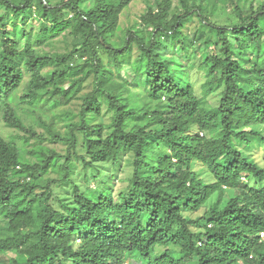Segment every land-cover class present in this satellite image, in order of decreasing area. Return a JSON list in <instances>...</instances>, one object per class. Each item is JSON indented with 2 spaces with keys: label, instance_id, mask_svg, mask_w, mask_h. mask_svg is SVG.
<instances>
[{
  "label": "trees",
  "instance_id": "1",
  "mask_svg": "<svg viewBox=\"0 0 264 264\" xmlns=\"http://www.w3.org/2000/svg\"><path fill=\"white\" fill-rule=\"evenodd\" d=\"M133 1L0 0V126L23 131L27 143L67 145L65 154L41 146L30 151L37 161L26 163L15 140L0 133V264H264V166L241 150L253 137L264 140L254 129L264 125V1L244 7L232 0L236 22L220 24L208 12L211 0L175 6L157 0V11L149 6L142 16L144 27L118 35ZM11 15L15 30L7 24ZM29 19L40 21L38 44L70 30L77 48L58 53L34 47ZM196 19L190 34L187 25ZM201 47L208 55L198 68L205 81L197 92L186 62ZM174 48L183 63L176 67L167 57ZM125 64L157 107L115 79V69ZM27 75L28 87L16 97ZM90 78L93 90L81 97L79 113L60 116L64 131L41 111L48 137L23 121L21 103L34 113L55 110L60 99H76ZM212 94L215 105L208 100ZM104 106L108 124L95 122ZM79 134L85 155L78 152ZM163 144L169 155L161 154ZM126 154L132 172L119 201L110 186L75 185L72 197L61 201L64 210L56 207L53 188L70 181L75 157L97 169ZM195 162L207 167L211 182L194 170ZM50 172L58 177L44 176ZM213 195L203 216L189 215ZM10 253L14 257L6 258Z\"/></svg>",
  "mask_w": 264,
  "mask_h": 264
},
{
  "label": "rangeland",
  "instance_id": "2",
  "mask_svg": "<svg viewBox=\"0 0 264 264\" xmlns=\"http://www.w3.org/2000/svg\"><path fill=\"white\" fill-rule=\"evenodd\" d=\"M55 3L60 1L66 0H53ZM175 5H179V0H172ZM240 4L244 7H250L252 4L259 5L264 0H237ZM84 7L89 8L90 3L83 4ZM149 6L154 7L157 11V0H134L130 6L122 13L121 15V22L120 28L118 31V35H122L125 30L128 28L136 29L140 27H144L142 22V16L148 11ZM4 12V8L0 10V14ZM208 12H211L212 19L217 21L220 24H233L236 22V9L235 5L233 4L232 0H211V4L208 6ZM13 17L12 15L10 18L7 19V24L10 29L15 30V26L12 24ZM198 20H194L193 23L188 24L186 31L190 34H194L197 27H198ZM40 25V21L36 19H29L26 25V29L32 32V43L36 48H42V50L50 51V52H58V53H66L72 51L76 47V39L70 33V30L64 32L63 34L53 38L48 39L43 44H38L35 39L38 35L39 28L37 26ZM17 33L20 35L22 22L20 18L16 22ZM117 35V36H118ZM231 39L234 41L233 36ZM202 41V40H201ZM198 44V42L196 43ZM77 48V47H76ZM80 48V47H79ZM202 48V47H201ZM193 52H195V48H192ZM181 51L179 48H174L167 53L169 65L172 67H176L177 64H183L179 59ZM208 55V50L203 49L199 53H195L194 56L186 62L189 70H190V80L195 83L196 91H200V85L205 81L204 72L198 70L200 65L204 62ZM134 59V58H133ZM246 55L244 59H242L243 64H248L246 61ZM126 66L123 67L120 71L115 69V79L118 81H123L127 83L134 93H138L143 103L150 104L152 108L157 107L158 102L152 100L148 96V91L145 87L137 85L136 82V71L132 66L125 64ZM52 68H48L45 71H49ZM145 81V74L142 77ZM28 80L29 76L27 75L21 87L16 91V97L21 96L24 91L28 87ZM93 90V78L88 79L79 93L78 97L74 99L71 103H66L65 99H60L63 102V105L57 107L55 110H44L42 107H38V112L31 111L32 109L24 104L21 103L18 107V110L21 114L23 121L28 125L33 127L38 134L42 135L43 137H48V133L46 128L40 123L38 120L41 117V113L44 114V117L50 119V122L55 123L56 127L62 131L65 130V120L60 118L65 117L66 112H73L78 114L80 111V107L82 104V96L87 94L88 92ZM208 100L212 105L217 103V95L212 94L208 97ZM16 106H18L15 103ZM33 108V107H32ZM76 121L79 120V117L76 116L74 118ZM97 123L108 124L110 122V113L107 112L106 106H104L103 114L95 119ZM254 129L259 131L262 137H264V125L263 126H256ZM0 133L7 139L13 138L15 142L18 144L20 151L22 153V160L26 163H33L36 162V157L31 154L30 151L39 149L41 146L47 148H54L59 153L65 154L67 145L61 142H51L48 139L38 140L32 139L30 142L24 140L23 136L25 133L23 131H19L18 129L11 128L7 126L4 122H1L0 126ZM80 145L78 152L80 155H85L86 151L84 149V141L82 135L79 134ZM152 141L153 138H150ZM241 150L246 155H251L255 158V160L262 166H264V140L261 137H253L250 139V144L247 146H242ZM161 154L169 155L170 150L167 148L166 145H162ZM131 158V154L124 155L121 160L115 164L113 161H109L106 163H98L96 165L97 169L94 168H86L85 163L81 157H75L72 163V176L69 182L62 184V185H55L54 186V203L57 208L60 210H64L62 205V200L71 198L75 191V185H80L83 188H93L96 190H103L110 186L113 191V197L116 201L120 200V193H124L129 189V177L131 176L132 167L129 165V160ZM194 170L197 171L204 180L207 182L212 181V177H210V173L206 166H204L200 162H195ZM45 177H58V174L55 172H50L44 175ZM243 182L248 183L253 187H257L258 184L255 180H246L243 179ZM226 191L234 193V190L227 189ZM216 200V195H213L208 203L204 206H201L198 210L189 213L192 218L201 217L205 214L206 209L210 207ZM227 199L224 201L223 204H226ZM1 223L4 224L5 221L2 219ZM77 243H80V240H77ZM165 248H159V251H163ZM14 257L12 253L8 254L6 258ZM130 261H125L124 264H128ZM196 264V261L191 263Z\"/></svg>",
  "mask_w": 264,
  "mask_h": 264
}]
</instances>
